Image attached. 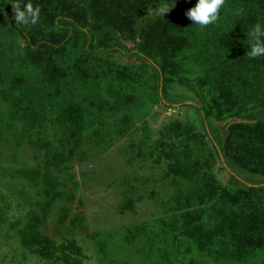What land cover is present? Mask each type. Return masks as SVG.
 Returning <instances> with one entry per match:
<instances>
[{
	"label": "rangeland",
	"instance_id": "obj_1",
	"mask_svg": "<svg viewBox=\"0 0 264 264\" xmlns=\"http://www.w3.org/2000/svg\"><path fill=\"white\" fill-rule=\"evenodd\" d=\"M30 2L38 20L18 26L33 42L57 43L68 27L72 41L30 50L0 7V62L17 65L16 77L0 68V89H17L2 97L26 94L33 73L51 79L64 69L80 80L67 103L37 109L29 133L0 137V264H64L22 243L18 229L32 210L43 218L39 232L80 247L72 264H264V55L247 54L264 0H225L202 30L184 14L196 0ZM161 4L174 7L154 15ZM84 33L129 50L87 55ZM84 70L94 73L88 85L104 79L88 93ZM198 107L225 143L223 157ZM227 236L241 239L231 257Z\"/></svg>",
	"mask_w": 264,
	"mask_h": 264
},
{
	"label": "trees",
	"instance_id": "obj_2",
	"mask_svg": "<svg viewBox=\"0 0 264 264\" xmlns=\"http://www.w3.org/2000/svg\"><path fill=\"white\" fill-rule=\"evenodd\" d=\"M0 7L6 11V15L9 18L12 27L15 30L20 31L25 39V44L28 49L30 50H37L41 48H48L49 50H56L60 49L62 50L63 46H66V43H69V40L72 41V33L73 31L68 27L65 28L67 30L65 37L58 41L57 43H50L49 41H32V38L24 33V31L16 25L14 20V13L13 9H11L10 5L7 3L2 2L0 0ZM247 26V24H246ZM248 27V26H247ZM251 27H249L248 31ZM64 29V30H65ZM240 35V34H239ZM242 35L248 37V34H246L244 31L242 32ZM235 37H237V33L235 34ZM67 39V40H65ZM111 39H108L106 41H100L96 40L94 41V37L91 34L84 33L83 40H82V48L85 49L86 54L90 55L92 53H103V51H116V52H122L127 53L129 49H122L123 47H119L118 43H109ZM105 42V43H104ZM60 47V48H59ZM144 49H136L135 52L138 54V57H142L140 53L143 52ZM134 52V53H135ZM143 58V57H142ZM141 58V59H142ZM143 60H145L143 58ZM156 61L159 62L158 59ZM15 59H10L9 56L7 58H3L0 62V68L4 69L7 67H11L8 73L12 77H16L17 74L15 70H17V65L15 63ZM156 62L159 66L160 63ZM7 66V67H6ZM28 72H25V75ZM74 71L70 73L69 77L65 73V70H61L59 75H55L53 78L50 79L49 75L45 73L39 78L36 77V74L33 73V78L28 77V80L26 81V86L24 89L26 90V94H19L18 92L16 94L13 93L11 97L5 98L2 97L3 93H9L11 91L17 90L14 88V86L10 83L7 88L0 89V100L4 101L1 102V106H3L4 110L0 113V137H3L2 139L5 140H19V133L24 132L27 134L29 133V130L33 129V127L36 124V118L40 114L37 109L39 107H43L42 105L45 104V101L47 102H53L56 103V106L59 107L61 104H64V101L67 103L69 99L74 96L71 94L76 89L75 81H79L80 78L77 77V80H74ZM80 74V71H77L76 75ZM90 74H94L93 72H90L89 74L86 73L84 70V75L82 77V81L84 88L83 91L85 93L93 91L92 89L96 90L97 86L100 85L101 82L104 81V79H100L99 76L94 75L91 77V81L93 82V85H88L87 78ZM86 80V81H85ZM5 81V74L0 73V82ZM79 89V88H78ZM61 92H64L65 95L60 94ZM98 99V98H97ZM97 99L94 101V103L97 102ZM86 101L87 99H83ZM65 103V104H66ZM105 104V101L102 102ZM75 105V103H73ZM77 105H80L78 103ZM76 105V106H77ZM80 107V106H79ZM199 115L202 117L201 123L207 128L208 135L211 138L212 142L215 143V147L217 148V152L221 154V157L225 155L224 152V145L225 143L221 141L219 135L216 132L210 131L209 127L206 125L207 122L205 120L204 112L201 108L198 107ZM19 123H22V125H19ZM41 124V122H39ZM7 130V131H5ZM101 131V128H98L96 130V134L99 135V132ZM73 132V136H76L77 132ZM8 135H6V134ZM4 134V136H3ZM1 139V138H0ZM0 140V146L2 145L3 141ZM103 143L106 141L104 137L100 138ZM59 156V155H58ZM56 159V157H52ZM25 176H29L28 174H31V177L36 178L38 176H41L40 173H37L36 168H24L21 170ZM49 183V180L47 177H43V188H46ZM40 207L42 211H47L48 203H40ZM43 224V218L42 215L38 214L37 211H31L30 217L28 220L23 223V225L18 229L19 235L21 237V241L25 246L34 247L37 250H40L39 252L43 254V256L47 259L53 258L55 261H63L64 264H72L71 260L74 257H81V251L80 247L76 245V243L73 240H66L65 242L56 243L53 239L49 238L48 236L43 235L41 232H39L38 227H40ZM227 241H225L222 244H234L235 248L231 252L230 250L226 252L227 257H231V255H236V251H239V246L241 245V239L240 241L237 239L236 236L230 237L227 236ZM37 246V247H36ZM79 262V258H76L74 260L73 264H77Z\"/></svg>",
	"mask_w": 264,
	"mask_h": 264
},
{
	"label": "clouds",
	"instance_id": "obj_3",
	"mask_svg": "<svg viewBox=\"0 0 264 264\" xmlns=\"http://www.w3.org/2000/svg\"><path fill=\"white\" fill-rule=\"evenodd\" d=\"M186 2H189V0H186ZM224 3L225 0H196L194 6L188 8L184 14L193 22L192 25H196L202 30L207 25L215 24L219 20L221 15L220 10ZM171 8L167 4H161L154 9L153 14L164 17ZM12 9L16 25L35 24L39 18L40 8L39 6L33 7L30 0L23 7L19 3L12 4ZM249 37V50L247 54L250 57L264 55V26L256 23L252 27Z\"/></svg>",
	"mask_w": 264,
	"mask_h": 264
}]
</instances>
